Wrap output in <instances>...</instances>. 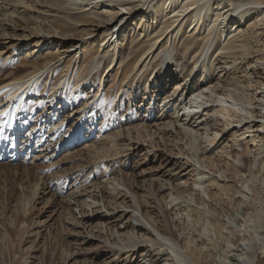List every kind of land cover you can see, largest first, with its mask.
I'll return each mask as SVG.
<instances>
[{
    "label": "rangeland",
    "instance_id": "1",
    "mask_svg": "<svg viewBox=\"0 0 264 264\" xmlns=\"http://www.w3.org/2000/svg\"><path fill=\"white\" fill-rule=\"evenodd\" d=\"M9 1L0 0V7L6 8L0 15V84L23 65L24 58L31 61L30 68L19 69L16 78L33 69L38 72L8 105L0 97L4 110L0 138L18 139L17 151L5 146L0 156V264H151L150 254L158 249L164 250L159 263L172 264L183 251L175 245L176 235L162 236L154 226L173 218L179 227L169 225V231H179L180 240L201 236L199 244L206 247L210 264H264V163L253 173L245 170L244 178L228 173L224 178L217 168H207L208 157L232 145L239 131L246 139H240L243 148L236 150L246 153L249 148L252 160L260 153L264 160V141L255 132L260 123L251 133L246 127H232L216 140V131L227 126L223 114L216 113L218 103L209 104V114L201 111L189 117L178 116L179 102L165 108L164 101L190 73L189 90L194 95L205 87L220 91L227 77L248 86L250 76V93L258 92L257 100L263 98L264 23L253 30L248 27L259 13L247 12L245 21L235 26L245 34L253 31L251 55L234 62L221 56L223 50L216 51L221 24L211 31L196 62L181 56L178 37L167 33L140 62L137 59L134 74L116 89L135 44L158 35L160 15L151 8L159 0ZM234 2L244 5L234 11L231 25L246 8L256 7L264 15V5ZM211 14L205 16L209 21L201 34L207 33ZM68 25L71 32H62ZM110 30L112 35L106 37ZM183 33L190 36L191 29ZM257 48L259 52L253 53ZM155 63L152 78L143 80V73ZM162 84L167 87L159 94ZM238 108L244 112L246 107ZM249 108L262 111L254 105ZM74 136L71 146L57 145ZM191 136L197 137L196 146ZM23 141L27 143L19 147ZM214 179L231 186L230 197L221 206L207 193ZM194 187L219 209L216 216H196L189 223V210L199 207L189 196ZM183 188L189 192L177 196ZM171 194L179 197L175 204L167 199Z\"/></svg>",
    "mask_w": 264,
    "mask_h": 264
},
{
    "label": "bare ground",
    "instance_id": "2",
    "mask_svg": "<svg viewBox=\"0 0 264 264\" xmlns=\"http://www.w3.org/2000/svg\"><path fill=\"white\" fill-rule=\"evenodd\" d=\"M11 1V0H10ZM9 1V2H10ZM181 3V6L178 5V3ZM225 0H159L152 8V12H156L158 15H160V23H161V28L158 32V35L150 38L146 41H139L138 43L135 44L133 53L134 55L132 56L131 60L121 69V75L120 79L118 82H116V89L121 88V84L125 81H127L132 74L135 72V66L133 67L134 63L139 59V62L144 58V56L150 51V49L163 37V35L169 33L172 36L176 34L178 37V42H179V52L181 53V56H183L186 60L193 59L195 62L198 60V52L203 51L204 49L207 48V43L212 37V32L213 29L217 26V24L224 25L222 34H221V40L220 44L217 47L216 51L218 50H223L224 53L221 55L224 58H232L234 62L237 61L239 57L246 56L250 53L251 55V49L254 48L252 44L249 41V38L252 36V33H247L245 34L242 29L238 30L240 26L235 27L238 24H241L245 21V19L248 17V14L253 11H257L256 13H259L257 17L252 18L250 21V25L248 26L250 30H253L258 24L264 23V15H261V12L256 9V7H250L246 8L238 15V19L235 20L236 22L234 24H230L231 18L233 16L234 11L239 10L243 7V3L237 2L235 4L234 0H227L226 3L228 2L229 4L225 6L224 4ZM251 4H256L258 6L264 5V0H251ZM229 5L236 6L235 8L229 9ZM257 6V7H258ZM8 7V5L6 6ZM14 7L15 12H18L19 8ZM259 8V7H258ZM6 10L5 7H0V15H3ZM205 10L208 11V15L205 14ZM206 11V12H207ZM249 12V13H247ZM135 13V10H133L132 13L129 15H133ZM212 21H210V24L208 25V30L207 33H200V29L203 27V25L209 21L207 17L209 18L210 15H212ZM20 15V13H19ZM4 16V15H3ZM207 16V17H205ZM123 20V19H122ZM185 21V22H184ZM248 21V22H249ZM185 23L184 25L182 24L181 26H177L178 28H174L177 23ZM122 23V21H121ZM149 23V22H147ZM212 24V25H211ZM117 26L115 27V29ZM235 30L233 31V29ZM72 26L68 25V27H65L62 32L64 31H70L72 30ZM188 29H191V35L186 36L183 32L187 31ZM248 29V28H247ZM248 31V30H247ZM235 32V36L231 37ZM256 32V31H254ZM256 34V33H255ZM109 35H112L111 30L108 31V34L106 37ZM263 34H260V36ZM256 36V35H255ZM176 37V38H177ZM231 37V38H230ZM229 40L227 41V39ZM253 38V37H252ZM113 39V37L109 40V42ZM258 39V35H257ZM146 42V45L143 46V43ZM36 42V44H38ZM262 43V41H261ZM221 44L223 45L221 47ZM264 44V43H263ZM260 45V44H259ZM258 44L256 46H259ZM103 46V45H101ZM261 46V45H260ZM259 46V47H260ZM263 47V45H262ZM259 52V49H253L254 52ZM252 53V54H253ZM48 57H45V60ZM263 58V57H262ZM90 56L87 58V60H90ZM243 59V58H242ZM262 60V59H261ZM137 62V64L139 63ZM21 63L23 64L22 66H19L18 70L16 69L14 74H12L10 77H8L3 83L0 84V97L2 96L3 100L6 99V104L8 105L11 103L14 98L17 95V92L21 90V85L25 86L27 82H29L37 73L34 69L32 72H30L27 75H23L21 77L16 78L17 75H19V69H29L31 65V61H29L27 58L22 59ZM214 63V61H213ZM37 64V62H36ZM35 64V65H36ZM136 64V65H137ZM158 64V63H157ZM158 66V65H157ZM156 63L154 66V69L149 68L146 70L143 75L142 79L145 80H150L152 78L155 70H156ZM239 71V70H238ZM35 74V75H34ZM136 75V74H135ZM134 75V76H135ZM32 77V78H30ZM137 77V76H136ZM191 77V73L186 77L183 78L180 82L175 84L174 90L167 95V97L164 99V101L167 102L165 108L168 105H172L175 103L179 102V108L177 109V114L178 116L180 115H186L188 114L189 117L190 115H197L201 111L202 112H209L207 109H209V104H214L218 103L219 106L221 107L219 110L216 111V113L224 116V118L227 120L226 122V128H224L222 131L218 130L216 131V140L217 138L222 135L224 132H230L233 130L232 127L237 126L234 128V130H237L238 128L241 129V127H246V133H251L249 130L254 129L255 125L257 123H260L258 128H256L255 132L258 133V138H261L259 140L260 142L264 141V132L261 133L260 129L264 131V97L261 99L257 100V95L258 92H255L254 94L250 93L249 87H253V81L251 80V77L249 76V81H248V86L243 87L242 82L239 79L235 78H229L227 77V83L222 85V89L217 92L214 90H211L210 87H205L203 92H199L198 94L194 95L190 92V87H189V80ZM30 78V79H29ZM156 82L159 85L160 84V76L158 73L155 76ZM134 80V79H133ZM140 80V79H139ZM149 82V81H148ZM146 82V83H148ZM261 83V82H260ZM263 84V83H262ZM154 84L152 83V86ZM264 85V84H263ZM148 86V85H147ZM188 86V88H187ZM167 87V84L163 86L161 85L160 93ZM202 88V87H201ZM219 89V88H218ZM157 86H156V91H157ZM200 90V89H199ZM155 91V90H154ZM211 92L208 94L207 92ZM24 92V91H23ZM218 93V94H217ZM175 97V98H174ZM65 104L67 103V99H64ZM254 102H258L254 103ZM76 103L73 102V105ZM261 107L262 111L257 113L256 111H251V108L254 105V107ZM72 105V106H73ZM244 105L245 110L244 112L242 111L241 108H238L239 106ZM4 107V106H3ZM70 107V106H69ZM164 108V110H165ZM78 110V109H77ZM191 110V111H190ZM3 108H0V114L3 112ZM74 109L70 110L69 112L72 113ZM163 111V110H162ZM187 111V112H186ZM186 112V113H185ZM245 113L244 115H242ZM169 116V115H167ZM229 118H234L237 119L236 122L231 123ZM1 119V117H0ZM26 119H22L21 122L25 121ZM258 120V121H257ZM256 123V124H255ZM4 125V124H3ZM2 125V126H3ZM26 125V124H25ZM55 126V125H53ZM22 127V126H21ZM240 132V131H239ZM235 133L233 136V144L229 145L227 144L225 147H223V151L221 154L217 155L215 153H212L210 157H204V160L208 159L210 161V166L209 168L211 170V167L217 168L218 173L224 178H228V174L234 175L237 178H244L245 176L243 175L245 170H249L250 173H253L254 169L257 168L260 163H264V160L260 154H255L254 159L252 160L250 155H252V150L251 153L249 152V148L246 153H242L241 151L236 150V147H239L240 149L243 148V146L240 144L241 140H245V133L242 135H238V133ZM192 133V132H191ZM261 133V134H260ZM245 134V135H244ZM193 135V134H191ZM241 139V140H240ZM16 137H6V138H0V156L2 157L4 154V149L5 146L8 148H12L13 151H17L18 147V142H17ZM75 140V136L72 137L70 140H68L65 143H57L59 147L66 146L69 147L71 144H73V141ZM192 144L194 146L197 145L198 139L195 136H191ZM254 143L258 142L256 139L253 140ZM63 142V141H62ZM27 141H23L21 145L26 144ZM212 143V141H210ZM232 143V142H231ZM64 148V147H63ZM264 146L262 147L261 150L263 149ZM230 149L232 150L230 152ZM91 154L92 152L89 151ZM264 153V152H263ZM7 155V154H6ZM93 155H98V152L93 153ZM234 155V156H233ZM231 158H234L233 161H231ZM261 166V165H260ZM264 167V166H263ZM214 171V170H212ZM68 177L72 179V177ZM221 177V178H222ZM254 176L252 175V178ZM67 178V179H69ZM66 183L68 182L65 181ZM250 183V181H249ZM201 184V183H200ZM199 184H197L198 186ZM231 186H228L226 184H223L220 182L219 179H214L210 182V185L207 187V193L210 196L211 200H213L215 203L219 204L220 206L230 197V189ZM250 187V186H249ZM251 189V188H250ZM183 190V191H182ZM180 190H177V196L189 192V190H185L184 188ZM193 192L189 194V196H192L197 204H199L198 211L196 209H191L189 210V223L195 222V217L197 218L204 217V218H212L216 216V214L219 212V209H216L214 206H211L207 203L206 199L201 195L198 189L195 187L190 189ZM195 192V193H194ZM238 193V192H237ZM174 194V193H173ZM171 194L169 197L167 196V199L172 200V204H175L178 200L179 197L176 195ZM240 194V193H239ZM79 196L78 198H80ZM75 202L79 205V207L82 205V203L79 202V199L75 200ZM85 203V202H84ZM207 206L210 207L209 210H207ZM170 215V214H169ZM168 215V216H169ZM172 215V213H171ZM173 218V217H172ZM175 219L169 220L166 222V225L163 226H154L156 231L161 234L162 236H169V235H176V243L175 245L177 246L178 250H183L185 252H178L175 256V261H171L174 264H210L207 253H205L206 247H204L203 244H199V242L202 241L201 236H197L198 239H192L190 237H186L184 242L180 240L179 236L177 237V230H170L169 231V225L170 227L174 225L176 228L179 227V224L177 222L175 223ZM181 224V223H180ZM134 229L135 226H134ZM235 233V232H234ZM202 234V233H201ZM185 238V237H184ZM199 240V241H198ZM198 241V242H197ZM203 243V242H202ZM158 246V245H157ZM135 248V247H132ZM176 249V248H175ZM174 249V250H175ZM157 251V254H150V261L151 264H161L159 263V255L160 253L164 252L162 249L155 250ZM177 251V249L175 250ZM168 256V255H167ZM170 257L168 256V259ZM250 259V258H248ZM251 260V259H250ZM166 264L170 261L167 260L165 261ZM244 262V261H243ZM247 262H249L247 260ZM252 263L254 261H251ZM172 263V264H173ZM249 263V264H252ZM244 264V263H243ZM246 264V263H245Z\"/></svg>",
    "mask_w": 264,
    "mask_h": 264
}]
</instances>
